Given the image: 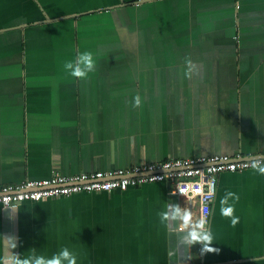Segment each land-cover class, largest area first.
Wrapping results in <instances>:
<instances>
[{"label":"crops","instance_id":"0c3cea01","mask_svg":"<svg viewBox=\"0 0 264 264\" xmlns=\"http://www.w3.org/2000/svg\"><path fill=\"white\" fill-rule=\"evenodd\" d=\"M84 51L97 68L79 80L64 64ZM236 153L264 154V0H0V186ZM227 191L239 197L234 226L220 214ZM173 203L187 208L162 182L26 201L14 251L264 264V175L218 174L206 225L216 252L189 248L186 226L161 219ZM2 229L0 208V255Z\"/></svg>","mask_w":264,"mask_h":264},{"label":"built area","instance_id":"2783aa9c","mask_svg":"<svg viewBox=\"0 0 264 264\" xmlns=\"http://www.w3.org/2000/svg\"><path fill=\"white\" fill-rule=\"evenodd\" d=\"M262 155L222 154L196 158H176L145 163L131 168L96 171L75 175L54 173L44 179H24L17 184L0 186V207L17 208L19 204L47 198L67 197L82 192L124 191L144 183H169L168 193L186 200V210L196 220L208 217L216 193L217 176L252 168L250 162ZM182 229V226H179Z\"/></svg>","mask_w":264,"mask_h":264},{"label":"clouds","instance_id":"9594fccd","mask_svg":"<svg viewBox=\"0 0 264 264\" xmlns=\"http://www.w3.org/2000/svg\"><path fill=\"white\" fill-rule=\"evenodd\" d=\"M97 62L93 58V54L89 51L78 52L74 61H67L64 64L65 71L72 77L83 80L86 79L88 73L96 70ZM141 99L137 95L133 98V106L139 107ZM250 166L259 174L264 175V159H254L250 162ZM214 188L210 189L209 197H214ZM239 197L227 191L220 199V214L224 217L231 218V223L234 226L238 223V217L234 216V205L230 200H238ZM163 221H170L172 223H183L186 230L182 233V242L189 248L194 244H200L201 255L204 253L216 252L218 249L213 248V236L206 227L207 219H200L194 226H191V212L183 209L178 203L169 204L165 211L161 213ZM12 244L8 246L7 255H0V264H77V256L69 248H61L59 252L47 257L42 254H37L35 249L24 256L16 253L14 249L17 247L13 238H9ZM169 257L175 255L173 250H169Z\"/></svg>","mask_w":264,"mask_h":264},{"label":"water","instance_id":"95a60500","mask_svg":"<svg viewBox=\"0 0 264 264\" xmlns=\"http://www.w3.org/2000/svg\"><path fill=\"white\" fill-rule=\"evenodd\" d=\"M167 188H169V183H166ZM113 192L119 193V190H114ZM1 216L3 218V254L7 255L8 246L12 244L11 239L13 238L16 242V227H17V208L0 207Z\"/></svg>","mask_w":264,"mask_h":264},{"label":"rangeland","instance_id":"374dc122","mask_svg":"<svg viewBox=\"0 0 264 264\" xmlns=\"http://www.w3.org/2000/svg\"><path fill=\"white\" fill-rule=\"evenodd\" d=\"M77 257H79V256H77ZM81 257V259H83L82 257L83 256H80ZM104 257H106V256H104ZM84 259H87V258H84ZM89 259L91 260L92 259V257H89ZM78 264V263H77Z\"/></svg>","mask_w":264,"mask_h":264}]
</instances>
